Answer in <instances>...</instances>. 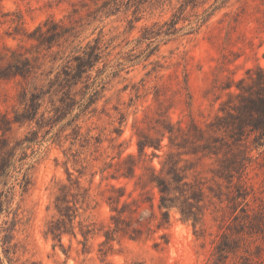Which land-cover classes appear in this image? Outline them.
Segmentation results:
<instances>
[{
  "label": "trees",
  "instance_id": "16d2710c",
  "mask_svg": "<svg viewBox=\"0 0 264 264\" xmlns=\"http://www.w3.org/2000/svg\"><path fill=\"white\" fill-rule=\"evenodd\" d=\"M89 1L90 4L84 0L78 1L80 9L86 10L84 16L80 15L81 10L76 8L77 5H73L72 13L67 16L68 22L64 19L57 21L47 18L30 32L20 33L17 30L23 24L19 17L14 31L15 36L22 37L21 44L14 47L4 45L0 48V82L16 81L20 87L18 104L23 108L13 118L0 114V131L3 134L0 138V215L12 214V220H4L0 229L3 233L0 241L6 259L11 263L12 257L9 254L16 252L17 243L11 244L13 232L16 226L23 225L21 204L32 186L34 166L25 163L30 157L27 152L32 151V145L38 142L42 131L44 138L57 128L48 139L56 144L62 143V140L68 141L70 147L64 153V165L67 166L72 161L81 168L77 170V177H73L66 169L67 181L54 183L51 202L53 213L45 222L43 230L44 238H50L54 242L53 249L58 243L63 253L68 256L72 246L65 248L62 244V239L68 236L80 245V249H76L77 255L87 256L90 254L87 247L89 239L103 237L98 243V252L100 261L105 262L106 257L111 254V242L116 237H127L132 241L147 238L154 232L152 221L157 220L155 229L163 228L169 223L172 209L179 212L183 221H192L194 226L203 222L206 209L204 201L212 194L219 201L220 208L217 212H222V224L219 225L220 232L216 233L210 258L205 264H226L231 256L237 257L240 252L246 255H241L242 262L235 264H263L260 260L263 249L256 246L255 251L251 252L244 247L242 241L245 236L257 235L264 238V212L254 211L248 201L249 192L243 184H233V190H230L232 171L245 167L242 156L238 153L244 150H264V68L260 66L246 70L245 76L236 81L229 78L220 86L219 90L225 94L226 99L220 103L214 119L204 127L193 119L186 127L179 122L175 126L163 119L161 111L159 119L154 120L156 125L148 126L149 130H154L159 135L155 138L144 133L138 121H135L133 127L137 130V153L122 156L119 151L117 161L104 162L99 173L102 178L108 173L106 179L111 178L117 182L121 179L133 181L135 190L156 188L158 204L155 205L154 194L139 200L132 198L131 194L125 198V185L112 184L111 195L106 198L111 212L110 223L105 226L99 224L88 214L94 208L91 207L94 199L90 189L81 184L80 178L92 166H88V159H80L79 156L83 154V150L93 156L100 149L102 141L99 137L90 136V131L82 134V127L77 122L84 119L91 106L98 101L107 84L105 79L110 75L118 76L125 69V63H133L137 58L147 60L151 57L156 51L153 44L158 37H174L185 27L188 30L183 35L197 33L215 12L227 6L229 0ZM260 1L264 3V0ZM199 9H202L201 13L198 12ZM244 9L243 5L240 11L225 13V16L237 21ZM167 10L170 11L168 19L141 28L137 44L146 43V48L138 56L128 54L123 62L116 64L112 68L114 70L105 76L104 73L111 66L103 63V69H96V75H92L98 63L106 62L104 58L109 56L106 51L111 48L113 39H105L101 30L93 39H81L84 21L89 26L110 16L124 17L127 30L131 31L134 24L141 21L145 14L152 16L156 11ZM180 23L187 24L178 26ZM154 64L155 71L159 65L158 62ZM134 89L138 95L140 88ZM153 89L155 100L158 101L160 90L157 86H153ZM182 89L187 90L185 79L183 86L177 82L176 92L180 94ZM45 99L51 108L39 113ZM33 123L34 129L13 144L4 137L15 124L23 126ZM165 137L168 139V144L165 145L167 151L159 162L160 167L156 169L151 165V158L159 157L154 150L163 149L161 142ZM75 146L78 148L72 149ZM150 148L153 151L148 155L146 150ZM215 150H222L223 153L237 151L232 154L231 159L225 160L226 163L222 165L224 174L218 176L228 183L229 191L225 199L219 194L221 192L205 186L198 177L195 165L184 159V156L198 154L201 157L217 155ZM33 154L32 151L31 155ZM113 159L114 157L111 161ZM110 168L111 173L108 172ZM94 174L95 172L91 175ZM16 197L19 199L16 207L12 209ZM225 201L227 205L222 207ZM146 204L151 209L147 218L143 216ZM155 206L160 218L155 214ZM225 208L228 210L227 214ZM7 223L10 227H6ZM78 236L82 239H78Z\"/></svg>",
  "mask_w": 264,
  "mask_h": 264
},
{
  "label": "rangeland",
  "instance_id": "374dc122",
  "mask_svg": "<svg viewBox=\"0 0 264 264\" xmlns=\"http://www.w3.org/2000/svg\"><path fill=\"white\" fill-rule=\"evenodd\" d=\"M78 1L0 0V48L4 45L14 47L21 44L22 37L15 36L14 31L19 17L23 21V24L17 28L20 33L32 31L47 18L57 21L64 19L68 22L67 16L72 13L73 5H77L76 8L81 10L80 15L84 16L86 13V10L80 9ZM84 1L90 4L89 0ZM243 5L245 9L239 14L237 21L225 16V13L240 11ZM201 11L202 9L198 10L199 13ZM169 16V10L156 11L152 16L145 14L141 21L134 24V29L131 31L127 30L124 17L110 16L89 26L86 24L87 21H84L81 39L87 37L93 39L100 30L105 39H113L111 48L106 51L107 54L109 53V56L104 58L106 62L98 63L92 75H96V69H103V63H109L111 66V69L104 73L105 76L114 70L112 68L116 64L123 62V58L128 54L138 56L146 48V43L137 44L141 36V28L153 22L162 23ZM186 24L180 23L178 26H186ZM187 30L188 28L185 27L182 32L171 38L158 37L153 44L156 51L151 57L147 60L137 58L133 63H125L123 66L125 69L118 76L110 75L105 79L107 84L98 101L91 106L89 114L77 122L82 127V134L90 131V136L99 137L102 141L100 149L93 153V156H89L84 150L79 156L80 159H88V166H92L80 181L90 189L94 199V202H91V207L94 208L89 210L88 214L99 224L105 226L110 223L111 212L106 198L111 195L112 184L125 185V198L131 194L132 198L139 200L154 194L155 205L158 204L156 188L135 190L133 181L127 182L121 179L117 182L111 178L106 179L108 173H105L103 178L99 173V168L103 167L104 162L117 161L119 151L122 152V156L137 153V130L133 127L135 121H138L144 133L155 138L159 135L154 130H149L148 126L156 125L154 120L159 119L161 111H163V119L175 126L179 122L186 127L193 119L204 127L214 119L220 103L226 99L219 88L227 79L236 81L244 77L248 69L255 66L264 68V3L260 0H229L227 6L215 12L197 33L183 35ZM155 62H158L159 67L154 71ZM184 79L187 90L182 89L178 94L177 82L183 86ZM153 86H157L160 90L158 101L155 100ZM134 88H140L139 97ZM19 91L20 87L16 81L0 82V114H7L9 118H13L15 114L22 112L23 108L18 104L17 99ZM50 108V104L45 99L39 113ZM34 126V123L23 126L15 124L11 132L6 133L4 137L13 144L32 131ZM56 129L51 134L55 133ZM43 133L42 131L39 134L38 142L32 145L34 154L31 155V150L27 152L30 157L25 163L33 165L34 170L32 186L21 204L23 225L16 226L13 232L11 244L17 243V249L15 253L9 254L12 257L10 263L3 254L0 241V264H205L210 258L212 242L216 239V233L220 232L218 228L222 224V212H217L220 204L212 194L204 201L206 209L203 222L194 226L192 221H183L179 212L172 209L169 223L163 228L155 229L157 220L152 221L154 232L149 237L138 241L129 240L127 237H116L111 242V254L106 257L105 262L100 261L98 252V243L104 239L103 237L89 239L87 247L90 254L87 256L77 255L76 249H80V245H77L76 240H70L68 236L62 239L65 248L68 245L72 246L68 256L63 253L58 243L53 249L54 242L50 238H44L43 230L45 222L53 213L51 202L54 183L67 181L66 169L73 174V177H77V170L81 166H75L72 161L65 166L64 153L70 147L69 142L62 140L60 144L51 143L48 139L51 134L43 138ZM1 137L3 134L0 131ZM161 143L163 149L154 150L159 157L151 158V165L156 169L160 167L159 162L167 151L165 146L168 144L167 137ZM77 148L78 146H75L72 149ZM152 151L150 148L146 153L150 155ZM215 152L217 155L201 157V154H198L184 156V159L195 165L198 177L205 186L221 192L219 194L225 199L229 191L228 183L218 176L224 174L222 165L226 163L225 160L231 159L232 154L237 151L223 153L222 150H215ZM238 155L242 156L245 167L232 171L230 190H233V184H243L249 192L248 201L251 207L254 211L264 212V150L251 152L244 150ZM112 157L114 159L111 161ZM108 172L111 173L112 169H108ZM205 190L209 193L206 187ZM18 199L16 197L12 209L16 207ZM226 205L225 201L222 207ZM48 206H51L49 210H47ZM225 209L227 214L228 210ZM154 211L160 218L156 206ZM150 213L151 209L146 204L143 216L147 218ZM4 220L10 222L12 214L0 215V229ZM8 226L10 227L9 223L6 227ZM2 235L0 231V240ZM78 239L82 238L78 236ZM242 244L251 252L255 251L256 246H260L263 249L260 260L264 264L262 236H245ZM241 255L246 254L240 252L237 257L231 256L226 264L242 262ZM255 260L258 261V258Z\"/></svg>",
  "mask_w": 264,
  "mask_h": 264
}]
</instances>
